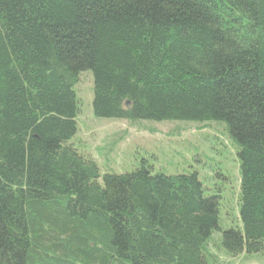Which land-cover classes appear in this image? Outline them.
Masks as SVG:
<instances>
[{
  "label": "trees",
  "instance_id": "trees-1",
  "mask_svg": "<svg viewBox=\"0 0 264 264\" xmlns=\"http://www.w3.org/2000/svg\"><path fill=\"white\" fill-rule=\"evenodd\" d=\"M96 118L220 122L240 225L196 172L100 174L70 143ZM264 253V0H0V264H217Z\"/></svg>",
  "mask_w": 264,
  "mask_h": 264
},
{
  "label": "rangeland",
  "instance_id": "rangeland-1",
  "mask_svg": "<svg viewBox=\"0 0 264 264\" xmlns=\"http://www.w3.org/2000/svg\"><path fill=\"white\" fill-rule=\"evenodd\" d=\"M93 75L84 72L74 90L78 96V131L71 140L77 151L92 158L100 174H124L143 165L153 174L196 172L207 195L220 197L222 231L240 225L238 148L227 125L220 122H151L96 118ZM215 233L209 250L217 264H264V253L231 257L217 247Z\"/></svg>",
  "mask_w": 264,
  "mask_h": 264
}]
</instances>
